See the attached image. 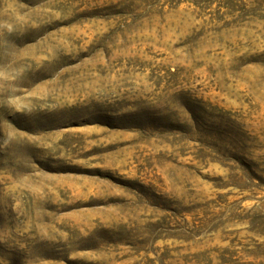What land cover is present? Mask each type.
I'll return each instance as SVG.
<instances>
[{
	"label": "rangeland",
	"instance_id": "374dc122",
	"mask_svg": "<svg viewBox=\"0 0 264 264\" xmlns=\"http://www.w3.org/2000/svg\"><path fill=\"white\" fill-rule=\"evenodd\" d=\"M0 264H264V0H0Z\"/></svg>",
	"mask_w": 264,
	"mask_h": 264
}]
</instances>
